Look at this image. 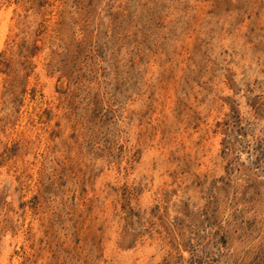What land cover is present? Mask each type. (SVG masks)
Masks as SVG:
<instances>
[{"label": "rangeland", "instance_id": "374dc122", "mask_svg": "<svg viewBox=\"0 0 264 264\" xmlns=\"http://www.w3.org/2000/svg\"><path fill=\"white\" fill-rule=\"evenodd\" d=\"M0 264H264V0H0Z\"/></svg>", "mask_w": 264, "mask_h": 264}, {"label": "bare ground", "instance_id": "6f19581e", "mask_svg": "<svg viewBox=\"0 0 264 264\" xmlns=\"http://www.w3.org/2000/svg\"><path fill=\"white\" fill-rule=\"evenodd\" d=\"M181 249V248H180Z\"/></svg>", "mask_w": 264, "mask_h": 264}]
</instances>
